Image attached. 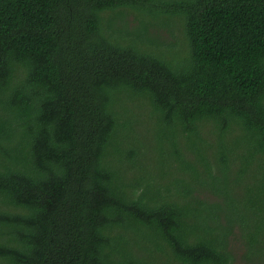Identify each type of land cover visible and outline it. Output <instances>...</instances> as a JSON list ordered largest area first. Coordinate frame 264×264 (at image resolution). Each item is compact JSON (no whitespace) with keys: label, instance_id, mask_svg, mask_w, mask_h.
<instances>
[{"label":"trees","instance_id":"obj_1","mask_svg":"<svg viewBox=\"0 0 264 264\" xmlns=\"http://www.w3.org/2000/svg\"><path fill=\"white\" fill-rule=\"evenodd\" d=\"M0 264H264V0H0Z\"/></svg>","mask_w":264,"mask_h":264},{"label":"rangeland","instance_id":"obj_2","mask_svg":"<svg viewBox=\"0 0 264 264\" xmlns=\"http://www.w3.org/2000/svg\"><path fill=\"white\" fill-rule=\"evenodd\" d=\"M124 15H125V22H127L129 29L133 30L137 28L140 24V20L142 18L141 12L137 11L136 9L132 8L131 6H125L123 7ZM171 29H173V34H171ZM178 26L173 24L172 27L169 28H151L150 34H156L160 35L162 38L168 39L169 41L173 42L175 41V36L178 35ZM151 163H149L150 165ZM235 248L236 251L240 254L242 251L239 249L238 245L236 243ZM241 251V252H240Z\"/></svg>","mask_w":264,"mask_h":264}]
</instances>
